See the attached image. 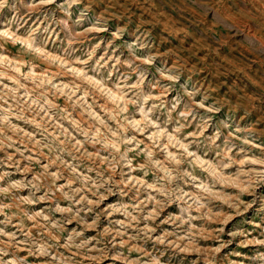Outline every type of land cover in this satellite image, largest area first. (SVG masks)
Masks as SVG:
<instances>
[{
	"label": "rangeland",
	"instance_id": "obj_1",
	"mask_svg": "<svg viewBox=\"0 0 264 264\" xmlns=\"http://www.w3.org/2000/svg\"><path fill=\"white\" fill-rule=\"evenodd\" d=\"M0 264H264V0H0Z\"/></svg>",
	"mask_w": 264,
	"mask_h": 264
}]
</instances>
